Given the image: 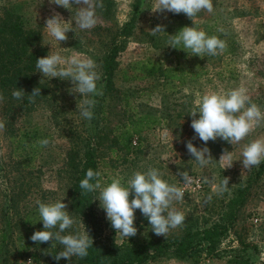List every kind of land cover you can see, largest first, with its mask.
Returning a JSON list of instances; mask_svg holds the SVG:
<instances>
[{
    "label": "rangeland",
    "instance_id": "374dc122",
    "mask_svg": "<svg viewBox=\"0 0 264 264\" xmlns=\"http://www.w3.org/2000/svg\"><path fill=\"white\" fill-rule=\"evenodd\" d=\"M103 4L96 9L93 28H75L72 20L75 32H68L67 41L59 44L47 33L46 19L54 12L65 21L74 19L76 7L82 5L73 4L69 10L49 0H0V17L10 10L19 23L41 29L40 46L46 55L52 49L65 57H91L101 74L98 87L103 85V95L94 97L91 121L80 115L77 104L83 97L70 94V80L45 78L39 71L35 74L47 92L37 106L20 109L5 98L0 102V122L5 124L0 130V264H87L76 256L57 261L54 255L63 250L62 245L52 247L51 240L38 243L30 239L35 231L43 230L37 200L67 204L76 223L63 234L83 231L85 225L93 244L127 257L130 239L111 227L98 200L99 190L83 195L76 191L89 146L95 149L104 184L117 174L127 181L134 171L149 167L159 169L163 179L180 187L184 185L176 176L178 171H188L193 178L183 200L173 204L185 215L182 226L170 229L166 238L158 236L139 209L134 226L138 238L148 241H168L190 230L194 242L200 243L199 253L180 257L174 245L159 251L150 248L151 256L143 264H264V176L255 174L259 166L243 169L240 160L245 144L264 138V122L234 146L220 138L205 145L198 137L193 139L196 134L189 115L204 93L234 88H244L264 112V0H213V12L202 10L195 23L209 36L224 40L226 48L215 56L202 58L189 52L182 59L174 50L185 51L168 45V35H174L168 27L175 31L180 23L193 26L185 14L153 12L155 0H103ZM158 24L165 33L152 35L150 30ZM114 43L118 45L115 89L107 94L103 59ZM146 59L164 67L181 62L191 68L178 72L179 78L142 77L139 72L138 77L126 80L125 71L133 74L131 65ZM202 66L206 72L192 78L189 73L201 71ZM142 115L155 117L157 122L131 133L133 138L126 143L125 125ZM42 139L50 141L48 146L37 143ZM188 140L197 148L207 146L215 160L201 167L187 151ZM225 149L233 153L230 168L219 162ZM224 176L229 177V185L220 193L217 186ZM214 225L220 233L214 238L215 247L205 240L202 244L204 229Z\"/></svg>",
    "mask_w": 264,
    "mask_h": 264
},
{
    "label": "clouds",
    "instance_id": "9594fccd",
    "mask_svg": "<svg viewBox=\"0 0 264 264\" xmlns=\"http://www.w3.org/2000/svg\"><path fill=\"white\" fill-rule=\"evenodd\" d=\"M49 2L69 10L73 4L82 5L76 7L74 19L72 17L65 21L58 12H54L46 19L44 27L47 33L59 44L67 41V33L75 32L77 27L81 30L93 28L97 23L96 9L104 7L103 0H49ZM165 10L174 14L183 13L193 21V26H184L176 34L168 35L170 47L202 58L205 55L215 56L226 48L224 40L216 35L209 36L195 23V17L202 10L213 12V0H155L152 11L162 13ZM72 20H75V28L72 26ZM150 31L152 35L165 33L164 26L159 24ZM35 67L45 78L70 80L72 84L68 90L70 94L77 93L83 97L77 104L80 115L89 121L93 119L92 109L97 102L94 97L103 95V85L98 87L101 74L96 70L97 64L91 57L83 54L65 57L60 50L50 49L46 56L36 59ZM24 95L23 89L16 88L12 91V97L17 100L22 99ZM40 95L41 88L35 87L28 99L31 103H35V98ZM3 100L4 96L0 94V102ZM197 114H199L198 118ZM189 115L192 117L190 126L196 134L193 139L198 137L205 145L210 140L215 141L220 138L234 146L244 140L261 122H264V112L251 101L244 88L206 92ZM4 127L5 124L0 122V130ZM37 143L41 147H46L50 141L42 139ZM186 148L194 158L192 160L201 167L215 160L207 146L197 148L192 140H188ZM241 155L243 169L250 170L252 167H258L264 162V138H257L245 144ZM219 162L224 163L225 168H230L233 163L232 151L225 149ZM176 176L181 177L184 187L170 184L162 178L163 173L154 167H149L146 171H134L127 181L117 174L110 178L109 183L104 184L100 179L101 173L89 168L85 178L79 182V187L83 190L81 195L99 190L100 206L106 212L111 227L122 237L129 238L136 235L135 210L139 209L148 219L152 231L166 238L170 229L184 224V213L174 208L173 204L183 200L185 187L193 182L188 171H178ZM228 185L229 177L224 176L217 186V191L220 193L226 191ZM62 201L37 200L39 221L43 223V230L35 231L30 239L38 243L51 240L52 247H55L57 243L62 245L63 250L54 255L57 261L61 258L70 261L74 256L83 259L87 257L88 249L93 245V238L86 231L84 224L83 231L63 234L66 230L72 229L76 221L67 210V204ZM57 228V231H53Z\"/></svg>",
    "mask_w": 264,
    "mask_h": 264
},
{
    "label": "trees",
    "instance_id": "16d2710c",
    "mask_svg": "<svg viewBox=\"0 0 264 264\" xmlns=\"http://www.w3.org/2000/svg\"><path fill=\"white\" fill-rule=\"evenodd\" d=\"M139 0H137V3ZM4 16L0 17V91L8 104L11 106L16 105L17 108L23 109L25 107L37 106L39 100L43 98L47 90L45 85L40 84L35 72L37 71L36 59L46 56L44 48L40 46V40L42 37L40 28H32L30 26L19 23L14 19V15L10 10L4 11ZM183 24L177 25L174 30L168 27L169 31L176 34ZM118 52V45L112 44L108 50L106 56L103 59V77L102 80L105 83V92L112 93L114 88V74L117 69L116 55ZM179 59L187 58V52L180 53L174 50ZM189 72L190 66L185 63H179L174 67H164L159 61L152 59L138 60L131 65V69L134 70L133 74L129 75L125 71V78L131 79L138 77L139 72L142 73V77H151L158 74L163 75L164 78H179L178 72L181 70ZM201 71H190L192 78H198L206 71L205 66L201 67ZM184 76V74H183ZM35 87L41 88V95L35 98V103H31L28 96L31 94ZM23 89L25 95L22 99L17 100L12 97V91L14 89ZM16 108V109H17ZM12 109V107H11ZM156 118L149 115L138 116L136 119H131L129 125H125V131L122 133L124 140L129 144L133 138L131 133H140L143 129L152 127L156 123ZM123 128V127H118ZM91 168L94 171H98V161L95 149L90 147L85 152L84 167L81 175L78 178L76 186L77 192L83 190L79 187V182L85 178L86 171ZM255 174H263L264 176V162L259 165V168L255 171ZM251 180V178H249ZM87 193V192H86ZM218 226L214 225L204 229V235L201 237V243L204 244V240L213 243L212 247H215V236L220 233H216ZM179 236L172 237L168 241L162 239L157 241L140 240L137 236L129 237L130 241L127 246V257H123L116 252L110 251L108 248H100L95 243L88 249V255L84 258L87 264H143L151 256L150 248L154 251L166 249L170 245L176 246L175 252L180 257L194 256L196 252L199 253L198 243L194 242L193 234L190 230ZM195 243V244H194Z\"/></svg>",
    "mask_w": 264,
    "mask_h": 264
}]
</instances>
